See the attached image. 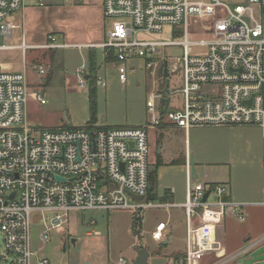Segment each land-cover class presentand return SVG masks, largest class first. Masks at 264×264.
<instances>
[{
    "label": "built area",
    "instance_id": "2783aa9c",
    "mask_svg": "<svg viewBox=\"0 0 264 264\" xmlns=\"http://www.w3.org/2000/svg\"><path fill=\"white\" fill-rule=\"evenodd\" d=\"M25 6L26 0H0V49L17 48L23 60L21 70L0 71L2 264H49L31 246L33 214L42 223L39 240L45 243L50 230L61 229L68 222L71 210L161 206L142 203L130 195L146 196L148 192L147 128L160 124L186 134L195 126H258L263 140L260 205L264 209V0H102L103 17L110 24L103 41L96 45L67 44L52 33L37 45L23 38L17 45L7 44L17 24L6 17ZM192 17L210 21L205 27L210 38L190 40L188 20ZM165 26H169L171 38L161 36ZM170 45L182 50V86L177 91L183 100L179 108L171 109L170 99L166 111L160 113L159 99L165 95L155 88L147 95L149 116L144 125L35 127L26 120L28 49L98 46L103 58H111L118 79L125 82L127 72L134 70L131 60L141 59L143 67L151 70L157 65L155 56L160 48ZM35 69L39 74L45 72L42 63ZM75 74L81 88L90 77L95 85L106 86L105 78L99 73L91 76L84 63ZM34 97L40 104L45 102L38 92ZM185 167L182 206L188 224L186 248L182 256L170 258V264H194L197 253L192 249L189 223L199 209L216 206L240 220L245 218L244 204L229 198L227 183L208 181L206 175L203 182L193 181L189 156ZM206 191L209 193L203 200ZM164 226V222L155 226L151 234L154 240L162 239Z\"/></svg>",
    "mask_w": 264,
    "mask_h": 264
},
{
    "label": "rangeland",
    "instance_id": "374dc122",
    "mask_svg": "<svg viewBox=\"0 0 264 264\" xmlns=\"http://www.w3.org/2000/svg\"><path fill=\"white\" fill-rule=\"evenodd\" d=\"M72 2L73 0H42L43 6L35 4L42 13L29 24V28H25L24 24L25 33L31 35L25 42H43L48 33H52L58 41L89 39L92 35L89 17L73 8ZM6 20L19 24L13 29L12 38L6 43L19 44L23 32L21 11L8 14ZM109 24V20L105 19V31ZM209 24L208 20L190 18V40L210 38V33L205 29ZM179 33L180 29L177 36ZM161 36L171 38L169 26L164 27ZM2 42L3 37L0 35V43ZM97 50L101 53L99 48ZM181 53L180 46L161 47L155 56L157 65L151 70L143 67V60H131L129 65L134 70L127 72L125 82L118 79L114 67L101 70L107 65L103 62V67L99 65L97 73L105 78L106 86L93 87L88 83L81 88L77 84L75 70L82 63L87 65L86 48L28 49L25 56L28 84L26 120L35 127H59L65 123L68 127H79L88 124L91 117L89 94L94 89L95 118L98 125H144L149 116L146 111L148 93L164 86V60L167 61L169 70L170 108L175 109L182 105V93L177 91L182 86V69L179 64ZM5 62L11 64L12 70L23 67L20 50L11 48L0 51V63ZM39 63L45 66L42 74L35 69ZM1 69L4 68L0 64V71ZM37 92L42 95L44 103L40 104L35 99ZM147 139L148 161L151 163L149 168L156 165L159 155L166 162L179 151L184 152L186 145L197 172L193 181L203 182L204 175L208 181H225L231 200L239 203L245 201L243 220L230 213L225 214L219 232L222 234L224 255L213 264L232 256L222 264H264V209L258 204L263 198L261 129L256 125L195 126L188 130L185 141L184 131L160 124L147 128ZM184 185L183 169L174 164L159 165L155 185L156 198L150 202L157 204L165 201L162 199L163 192L169 186L177 188L182 198ZM237 194L245 196L239 198L235 196ZM129 201H132L130 196ZM145 202L142 200V203ZM134 214L137 215L136 218L133 217ZM168 218L166 233L169 244L165 246L163 237L156 241L151 234L159 220L167 222ZM31 221L32 249L39 257L47 258L49 264H132L136 255L135 246L139 243L149 252L148 264H170L168 254L173 250H182L185 243V220L178 208L71 210L68 213V222L61 229L50 230L49 239L45 243L39 240L42 229L39 216L33 214ZM250 244L253 245L242 251ZM0 250H4L1 234Z\"/></svg>",
    "mask_w": 264,
    "mask_h": 264
},
{
    "label": "crops",
    "instance_id": "0c3cea01",
    "mask_svg": "<svg viewBox=\"0 0 264 264\" xmlns=\"http://www.w3.org/2000/svg\"><path fill=\"white\" fill-rule=\"evenodd\" d=\"M64 1L69 2V0H64ZM38 2H39V0H26V6L23 9V11H21L22 21H20V22L22 23V26H23V32H22L21 38H23L24 40L31 38V35H29L28 33H27L28 34L27 35L25 33L24 24H25V28L26 27L29 28V26H30L29 24H31L34 20H37L42 13V11L37 7V5H35V4H38ZM71 5L73 8L81 11V13H83L89 17V23L91 26L90 33L92 35H90L89 39H86L84 41H75V42L61 41V42H64L67 44H73V45L74 44H77V45H85V44H88V45L92 44L93 45L94 44V45H96V44L102 42L104 37H105V33H106V31L104 29V20L105 19L103 17V12H102V0H73ZM18 20H20V19H18ZM11 22L15 23L14 21H11ZM15 24L19 25L18 23H15ZM11 38H12V36H11ZM45 38L43 39L44 41H45ZM43 42H37L36 43V42L31 41L28 44L37 45V44H41ZM12 45H17V44H12ZM67 47H75V46H67ZM81 48H83V49L86 48V54H87V65L86 66L88 67L89 71H90V65H89L88 55L90 52H93L95 55L94 62H95V66H96V71H97L99 65L100 66L103 65V62H106L107 65L104 66V68L101 70H104L105 68H110V67L114 66L112 60H110L108 58H103V53H102V50L100 47L89 46V47H81ZM97 48H99L101 50V53H99ZM14 49H16V48H14ZM4 50H6V49H0V51H4ZM99 54H100V56H99ZM110 61H111V63H110ZM0 64L4 68L1 70H12L11 64H8L7 62L0 63ZM17 67H19V66H17ZM20 68H22V67H20ZM20 68H17L16 70H21ZM88 83L91 84V86L95 87L94 82L91 81V77L88 80L87 84ZM154 83L155 82H153V84ZM146 100H147V98H146ZM64 125H66V123ZM95 125H97V126H111V125H98L96 123V120H95ZM114 126H119V125H114ZM132 126H137V125H132ZM184 135H185V141H186V135L187 134L184 132ZM177 154H176L177 156L175 155L174 157H169L168 161H166V162H163L162 158H160L159 157L160 155H159L157 158L156 165L149 168L150 172L155 171L154 180H149L150 190L148 191V194H149L150 200H153L156 198L155 185H156V179H157V166L162 165V164H167V163L170 165L174 164V165H177L178 167H180L181 169H183L184 174H185V185H184V189L182 192V198L179 196L177 188L169 186L168 188L164 189L162 199L165 201L159 203L162 205L161 206H153V207L178 208L181 210L182 216H184V220H185L184 248L182 250H173L172 252H170V254H168V256L170 258L175 257L178 254L184 253L185 248H186V235H187V229H188L185 211H184V208L182 206V204L185 201V193H186V187H185L186 186V167H185V162H186V157L189 156L188 152L186 150V145H185L184 152L179 151ZM189 161H190V165H191L190 158H189ZM223 183H226V182L224 181ZM228 195H229V198L231 199V193H230L229 187H228ZM235 196L242 198L245 195H238L237 194ZM145 197L146 196H144V199H143L144 201H145ZM212 198H213V195L211 194L209 199L212 200ZM240 202H242V204H244L243 207L246 206V203H243L245 201H240ZM260 202L258 203L259 205H260ZM226 213H229V212L224 210V209H221L220 207L209 206V207L199 209L190 219L189 232H190V236L192 239V249L194 251H196V253H197V257L194 260V264H213V263H216L217 258L222 257L224 255V248H223V244H222V234L219 232H221V229L223 226V219H224V216ZM168 220H169V218L167 219V222H164L163 220H159L157 222V224H159L160 222L165 223V226L162 230L163 245H165V246L169 244V238H168L167 233H166L167 225H169ZM260 239H262V238H260ZM253 243H255V242H253ZM252 245L253 244H250L248 247L244 248L242 251H245L246 249L250 248ZM232 257H230V258H232ZM230 258H227V259H225V260H223L217 264H222L223 262L229 260Z\"/></svg>",
    "mask_w": 264,
    "mask_h": 264
},
{
    "label": "water",
    "instance_id": "95a60500",
    "mask_svg": "<svg viewBox=\"0 0 264 264\" xmlns=\"http://www.w3.org/2000/svg\"><path fill=\"white\" fill-rule=\"evenodd\" d=\"M163 78H164V86L162 88V93L165 96H161L159 99V102L161 104V108H160V113H164L168 107L169 101H170V97L167 96V93L169 91V70H168V66H167V61L164 60L163 61ZM194 160L193 157H191V172L193 174L194 177H197V172L196 169L193 165ZM59 179H63V178H59ZM209 191H206L204 196H203V200L206 199L207 195H208ZM133 198H135L136 200H143L144 196L143 195H134V194H130ZM74 241V240H72ZM135 258L132 262V264H148V257H149V252L147 250V248L145 246H141V243H139V245L135 246ZM83 264H88L83 263Z\"/></svg>",
    "mask_w": 264,
    "mask_h": 264
},
{
    "label": "trees",
    "instance_id": "16d2710c",
    "mask_svg": "<svg viewBox=\"0 0 264 264\" xmlns=\"http://www.w3.org/2000/svg\"><path fill=\"white\" fill-rule=\"evenodd\" d=\"M94 53L93 52H90L89 55H88V59H89V65H90V73H91V76L92 74H96L97 71H96V66H95V62H94ZM108 59H111V58H108ZM91 81L93 82V78H91ZM162 89V88H161ZM94 89H91L90 90V100H91V117H90V120H89V124H95V113H96V110H95V100H94ZM65 127H68L67 125H64ZM154 177H155V171H149V180H154ZM150 190V186L148 188V191ZM150 200V197H149V194L147 192L146 194V197H145V201H149ZM137 215H133L134 218H136ZM182 256V254H178L176 255L175 257H180Z\"/></svg>",
    "mask_w": 264,
    "mask_h": 264
},
{
    "label": "flooded vegetation",
    "instance_id": "af4514ba",
    "mask_svg": "<svg viewBox=\"0 0 264 264\" xmlns=\"http://www.w3.org/2000/svg\"><path fill=\"white\" fill-rule=\"evenodd\" d=\"M141 246H144L143 244Z\"/></svg>",
    "mask_w": 264,
    "mask_h": 264
}]
</instances>
